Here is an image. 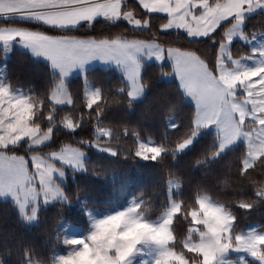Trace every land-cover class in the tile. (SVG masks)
I'll return each mask as SVG.
<instances>
[{
  "label": "snow or ice",
  "instance_id": "obj_1",
  "mask_svg": "<svg viewBox=\"0 0 264 264\" xmlns=\"http://www.w3.org/2000/svg\"><path fill=\"white\" fill-rule=\"evenodd\" d=\"M138 6L148 18H137L126 10L127 0H0L3 54L19 46L32 58L47 62L51 77L42 96L30 95L33 90L13 86L0 67V199H10L19 218L32 223L42 207L72 202L65 191L67 171L74 179L77 173L94 169L93 149V155L161 164L168 158L178 161L208 136L211 143L195 166L207 174L242 144V154L229 162V176L222 183L227 185L234 175L237 182L254 190L253 195L241 192L229 205L211 199L197 186L190 206L182 199V177L169 170L168 192L156 219L147 215V202L134 196L122 210L100 218L88 211V224L81 234L58 233V240L63 235L66 254L53 249L50 258H41L32 246L23 245L17 264H264V226L239 230L234 210L264 204V31L246 30L253 15L264 17V0H138ZM152 14H164L166 19L156 31ZM101 19L110 25L126 21L133 33L146 38L73 34L82 28L94 29ZM172 32L177 41H209L215 46L213 59L161 38ZM237 40L250 50L234 58L232 47ZM95 61L114 65L121 73L115 103L128 109L146 97L144 72L149 61L159 62L163 77L178 80V99L167 106L163 140L156 142L150 136L145 140L129 126L123 131L102 126L110 93L88 78ZM165 64H170V72L164 71ZM73 73L84 78L88 119L83 114L79 119L65 115L57 122L58 106H74L69 89ZM180 103L193 109L187 124L174 118ZM86 124H92V139L79 140V146L64 144L59 150L42 151L57 129L72 134ZM169 129L180 135L171 139ZM125 138L131 139L133 148L122 147ZM20 149L24 154H18ZM257 169L261 179L252 175ZM81 203L86 210L87 203ZM180 219L187 225L182 239L174 227Z\"/></svg>",
  "mask_w": 264,
  "mask_h": 264
},
{
  "label": "trees",
  "instance_id": "obj_2",
  "mask_svg": "<svg viewBox=\"0 0 264 264\" xmlns=\"http://www.w3.org/2000/svg\"><path fill=\"white\" fill-rule=\"evenodd\" d=\"M128 8L134 14L141 18L144 16V10L138 6L135 0H127ZM144 18H148L144 16ZM164 15L152 14V30L156 31L160 25L165 23ZM131 26L126 21L118 22L117 25H110L103 22L94 23V29L82 28L77 35H124L132 38L139 36L133 33ZM247 31H264V17L253 15L247 22ZM176 33L172 32L167 39L173 46L190 48L198 50L203 58L213 59L212 49L215 47L209 41L190 44L180 39H175ZM139 38H146L139 36ZM249 45L237 40L234 41L232 52L234 58L249 52ZM3 63V51L0 48V65ZM7 81L15 87H19L30 95H43L47 85L51 83L49 68L47 63L32 58L23 50L14 49L9 58L4 62ZM164 71H171L169 64H165ZM145 80L148 82L146 97L137 102L133 109H128L126 104H117L119 99L114 95L115 89L120 86L121 74L112 68L92 67L89 68L88 78L96 87H101L108 96L110 107L107 109L102 126L111 127L117 131H123L124 126L140 132L146 140L150 136L154 141L160 142L164 139L165 125L168 122L167 106L169 103L176 102L177 81L174 77L169 79L161 75V69L156 62H148L145 72ZM69 83V89L74 100L73 105L58 106L56 116L59 118L65 115L79 119L83 114L88 119L85 107L83 87V75L72 77ZM193 109L185 103L178 104L175 113V120L179 123L181 120L187 124ZM47 114V109H45ZM94 123V118H93ZM41 127H47L46 121L41 122ZM171 139H175L180 133L168 130ZM93 138L92 124H86L82 129H77L76 133H68L67 130L59 128L54 132L53 141L49 142L47 147H43V152L58 150L64 144L79 146L81 139L90 140ZM121 142L123 148H133L134 145L130 138H125ZM212 137L208 136L178 161L171 158L166 159L161 164H149L129 157L127 159L107 158L106 154H95V149L90 153V162L94 169L90 168L87 173H77L73 179L67 175L65 191L72 198V202L67 205H61L59 202L42 207L38 214V220L28 225L20 218L13 204L9 201L0 200V259L4 264H17V257L20 248L23 245L32 246L41 258H50L55 251L62 250L65 246L61 239H57L59 226L61 223L68 222L80 227L82 230L88 224L86 210L92 212H103L122 207L127 200L134 196L145 200L148 208L147 215L151 219H156L162 210L168 192V180L170 179L169 170L178 172L182 177L183 197L182 199L191 206L197 186L206 190V194L213 200L231 205L244 192L246 196L251 197L254 190L247 184H240L235 180L234 175L229 183H222L229 176L227 165L230 161L234 162L243 151V145L238 144L236 151L231 153L224 161L213 166L205 174L204 169L195 166V161L202 156L207 146L211 143ZM26 147V146H25ZM18 154H24L23 149ZM99 173L98 175L93 174ZM260 169L252 173L253 177L261 179ZM72 174V173H71ZM142 193V195H141ZM81 201L87 203L85 210ZM238 216V228L243 230L250 224H257V228L264 226V204H257L251 210L234 209ZM175 235L182 239L186 234V222L182 219L174 221ZM179 251V249H177Z\"/></svg>",
  "mask_w": 264,
  "mask_h": 264
},
{
  "label": "rangeland",
  "instance_id": "obj_3",
  "mask_svg": "<svg viewBox=\"0 0 264 264\" xmlns=\"http://www.w3.org/2000/svg\"><path fill=\"white\" fill-rule=\"evenodd\" d=\"M135 1H137L138 2V0H135ZM130 11V10H129ZM157 15H164V14H157ZM137 17V16H136ZM138 18V17H137ZM19 49V50H23L22 48H20L19 46H14V48H13V50L14 49ZM12 50V51H13ZM12 51L11 52H9L6 56L3 54V63L0 65V67H4V62L6 61V59H8L9 58V56H10V54L12 53ZM23 51H25V50H23ZM26 52V51H25ZM41 61H43V60H41ZM43 62H45V61H43ZM95 62H100V61H95ZM95 62H93V63H95ZM149 62H155V61H149ZM45 63H47V62H45ZM156 63H158L159 64V62H156ZM96 64H91L89 67H93V66H95ZM170 65V64H169ZM115 70H117V69H115ZM118 71V70H117ZM119 72V71H118ZM120 73V72H119ZM121 74V73H120ZM77 75H80V76H82V74H79V73H73L72 74V76H70L69 77V80L72 78V77H74V76H77ZM171 77H173V76H167V77H164V78H166V79H169V78H171ZM175 78V77H174ZM177 81V84L179 83L178 82V80H176ZM147 140V139H146ZM59 150V149H58ZM72 172L70 171V170H68L67 171V175H70V177H72V174H71ZM132 198L130 197L128 200H127V202L122 206V207H120V208H116V209H113V210H107V211H103V212H100V213H98V212H92L94 215H96L98 218H100L101 216H103V215H108V214H110L111 212H114V211H116V210H122L124 207H126L127 206V204H128V202L131 200ZM0 200H3V201H9L11 204H12V202H11V200L10 199H7V200H5V199H0ZM15 208V207H14ZM15 210L17 211V209L15 208ZM18 212V211H17ZM87 212H88V210H86V214H87ZM36 222V221H35ZM35 222H32V223H28V225H32V224H34ZM253 228H255V229H257V230H260V229H258L257 228V224L256 223H254V224H250V225H248L245 229H244V231H249V230H252ZM58 233H62L63 235H77V234H81L82 233V229L80 228V227H78V226H76V225H74V224H71V223H68V222H64V223H61V225L59 226V230H58ZM63 235H61L60 236V239H61V241H62V239H63ZM66 251H67V248H66V246H65V248L64 249H62V250H58V251H56L57 253H63V254H66ZM234 256L236 255V254H233ZM247 259H249V260H251V258L250 257H246ZM137 260H139V258H137Z\"/></svg>",
  "mask_w": 264,
  "mask_h": 264
},
{
  "label": "crops",
  "instance_id": "obj_4",
  "mask_svg": "<svg viewBox=\"0 0 264 264\" xmlns=\"http://www.w3.org/2000/svg\"><path fill=\"white\" fill-rule=\"evenodd\" d=\"M92 64H96V65L93 66V67H101V68H112V69H116L114 65H106V64H104L103 62H95V63H92ZM89 68H92V67H89Z\"/></svg>",
  "mask_w": 264,
  "mask_h": 264
}]
</instances>
